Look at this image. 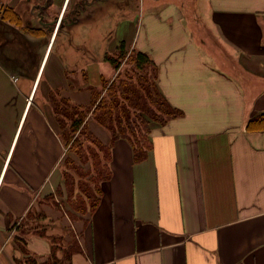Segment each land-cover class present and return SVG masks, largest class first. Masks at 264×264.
Here are the masks:
<instances>
[{
  "label": "crops",
  "instance_id": "0c3cea01",
  "mask_svg": "<svg viewBox=\"0 0 264 264\" xmlns=\"http://www.w3.org/2000/svg\"><path fill=\"white\" fill-rule=\"evenodd\" d=\"M120 1L97 25L81 26L100 56L75 68L79 78L67 79L53 50L60 27L50 29L39 56L26 58L35 33L22 27L9 38L12 23L1 17L0 264H24L12 225L61 183L64 145L47 94L60 88L75 104L92 102L93 88L114 75L104 55L115 56L119 43L149 55L159 89L182 115L151 125L152 147L139 162L126 139L112 143V173L83 231L84 215L65 220L40 204L47 233L60 231L52 219L76 233L70 264H264V129H246L264 112V0H140L135 12V0ZM106 24L111 40L98 50L88 36ZM104 130L92 128L108 143ZM25 233L29 250L45 257L49 239Z\"/></svg>",
  "mask_w": 264,
  "mask_h": 264
},
{
  "label": "trees",
  "instance_id": "16d2710c",
  "mask_svg": "<svg viewBox=\"0 0 264 264\" xmlns=\"http://www.w3.org/2000/svg\"><path fill=\"white\" fill-rule=\"evenodd\" d=\"M123 57L130 58L132 70L124 76L117 75L112 79L103 80L101 89L93 88L92 96L95 95V99L92 98L91 103L85 105L71 104L67 103L65 97L61 99L64 103H54L59 113L58 116L60 115L62 119L68 121L70 128L69 132L63 127L61 128L64 123L59 118L54 117L58 127L60 125L58 134L66 149L65 152L78 153L80 158V164H78L70 156V153L66 154L64 162L68 165L64 169L72 177L70 176L71 180L67 176L64 177L63 183L56 187L55 192L61 197L63 191H60V189L64 186L68 192L70 191V194L76 193L73 200L68 201V205L71 208L69 213L71 211L81 213L79 218L83 213H86V210L89 211V214L94 211L102 194L101 182L111 176L112 143L118 138L126 139L132 147L133 162H139L147 156L149 149L152 147L150 138L152 123L163 124L182 115V110L171 104L159 89L157 65L148 54L142 51L128 53L123 49V43H119L115 56L104 55V59L108 60L114 69L119 67ZM26 67H28L27 64ZM104 89L105 92L102 94ZM88 115L98 125L109 131L108 143H102L91 132L86 120ZM246 129H264V112L250 116L246 123ZM86 139L92 142L96 149L102 151V160H95V153L93 152L90 156L83 152L82 140ZM84 148L86 151L89 149L88 151L91 152L90 147ZM89 158L91 161H88ZM87 162H89V166L83 168L82 166ZM78 166L84 171L83 178L89 176L88 178L81 181L77 177L79 180L75 181L73 176H79L76 172ZM56 200V207L61 204L60 202L64 203L63 198ZM30 212L31 210L27 214ZM36 212L38 213L39 210ZM40 216L43 217V215ZM36 224L31 223L34 228L33 232L49 239V252L43 259H40L35 253L28 252L22 235L25 229L21 228L20 223H15L14 226L19 234L14 237L21 244V250L24 252V257L21 260L17 259V261H23L24 264H70L72 254L79 249V242L73 240L76 238V233L66 227V229L60 228V231L56 234H48L46 224H39V227Z\"/></svg>",
  "mask_w": 264,
  "mask_h": 264
},
{
  "label": "rangeland",
  "instance_id": "374dc122",
  "mask_svg": "<svg viewBox=\"0 0 264 264\" xmlns=\"http://www.w3.org/2000/svg\"><path fill=\"white\" fill-rule=\"evenodd\" d=\"M77 1L78 0H70L69 3H68V6L67 7H63V6L59 5V4H56V0H53L52 5L50 7H48L47 10H48L49 14L51 15L52 12H54V13L56 12L57 13V12H61V10L63 8H65V9L68 8L69 9V7L70 8L73 7ZM112 1L113 0H108L106 3L104 2V4H96V3H94V4L90 5V6H88L86 11L83 12L80 15V19H79V23L78 24L72 25V26H70V28H67L66 26L65 27H60L58 32H57V34H56V36H54L56 38H55V40L53 42V45H54L53 50L54 51L55 50L59 51V49H60V51H61L62 58L64 60L63 63L65 62L64 64H66L65 75H66L67 79H68V77H70V78H72V77L73 78H76V77L79 78L78 77L79 73L76 74L77 73L76 69L78 68V66L80 64L84 63L85 61H88V60H91L93 58H97V57L100 56V55H97L96 52H93L92 50H89L90 49V45L88 43V40H86V35L84 33L85 30H83V28L81 26L82 25H86V24L97 25L98 24V23H96L97 22V18L99 16H102L105 12L107 13V12L110 11V6L113 4ZM133 1L134 0H122V1H120V4L122 6L126 5V4L130 5V4H133ZM135 1H136V2H134L135 3V7L133 9L134 12H135V9L139 8V6H140V4H139L140 0H135ZM127 7H129V6H125L123 9H127ZM1 8L2 9L5 8L6 11L2 12ZM30 9H31L30 8V3L26 2L24 0H0V20H1V14L4 13L5 15H9L8 17H6V19L9 22L12 23V26L11 25L7 26V30L10 31V34H8L9 38H15L16 35L19 34L18 33L19 32L18 31L19 28L21 29L22 27L25 28V29H22L23 34H25L26 32L27 33H31V34L35 33V37L32 38V37L29 36L28 40L25 41V47L22 46L24 48V52L26 53L25 54L26 58L30 55V56H33V59H35L36 55L39 56L40 53H42V48L44 46L45 39H46V37L48 36L49 33L48 32L46 33L43 28H40V29L37 28V21L35 20L34 17H31L32 13H30V11H29ZM17 11H19V13H24V15H25L24 17L28 18V20L31 18V20H30L31 23L28 24V25L27 24H23L22 21H23L24 18L21 19L18 16ZM130 15L134 17L133 11H132V13H130ZM2 17H4V15ZM5 25H7L5 22H1L0 28H3V26H5ZM10 27H13L15 29V31H13ZM107 27H108L107 24H106L105 27H104V25H102L99 28L98 32L94 31L93 29L90 30L91 33L89 32L90 35L88 36V39L90 40L91 46L98 47V50H99L103 46L105 47L107 45V43L111 40V35H112V33L110 32V30ZM97 36L99 37L98 38V42L96 40ZM1 40H2V38L0 36V44L2 43ZM85 46H88V49H85ZM23 48H22V50H23ZM82 49H83L84 54L82 52ZM86 51H88V52H86ZM0 57H1V51H0ZM101 60H103V58ZM27 62H31V61H27ZM34 64H35V61H34L33 65ZM131 66H132V64H131L130 58L129 57L128 58L123 57L119 67L116 68V69H113V73H114L113 77H116L117 75H121V76L126 75L127 72L132 70ZM42 81H43V77H42L40 86H39V88H38V90H37V92L35 94V99L40 96L42 88L45 87L44 86V82H42ZM104 92H105V89L102 92V94ZM47 98H48L47 99L48 103H51V106L53 104V107H52V118H54V117H57V119L59 118L62 121V123H64L63 126L61 125V128L63 127L64 129H66L67 132H69L70 128H69V125H68V121L66 122L64 119L61 118L60 115L58 116L59 113H58L57 109L55 108L56 106L54 104V103H64V101L61 100L63 98V96L61 94L60 88L52 89V92L47 94ZM92 98L95 99V95H93ZM35 99H34V101H35ZM43 99L44 98H42V100ZM66 99L68 101L67 103L73 104V102H71L68 98H66ZM77 105H79V104H77ZM60 107H61V105H60ZM54 110L56 111L57 115L55 114ZM86 120L88 121V127L90 128L91 132H93L92 128L96 129L97 131H99V129H102V130L105 129L102 126L97 125L95 123V121L92 119V117H90V115L87 116ZM57 128L59 130L60 125L58 127V124H57ZM104 131L106 133H108V135H109V131L107 129H105ZM82 142H83L82 146H83V149H84L83 150L84 153H86L88 156H90V154L93 152V153H95V160L96 159H100V160L103 159L102 151L96 149V147L93 145L92 142H90L88 139L82 140ZM87 146L91 148L90 149L91 152L88 151L89 149L86 151V149L84 147L87 148ZM65 150L66 149L64 147V150H63V153H62V158L60 160L61 163L58 166L59 169L61 170V176H60L61 183L60 184L63 183V178L64 177L66 178V176H67V178H69L70 180H71V177H72V175H70V173L66 172L65 169H64V168H66L65 166L68 165V163L64 162V158H65L66 154L70 153V156L73 157V159H75L76 162H78V164H80V158H79L78 153H73L72 151H68V152L66 151L65 152ZM88 161H91L90 158H89ZM88 166H89V162H87V164H85L82 167L86 168ZM71 172H73V170H71ZM76 172H78L79 176H75V175L73 176L75 181L79 180V179H77V177H79L81 181H82V179H86V178L89 177V176H85V178H83L84 171L79 166H78V170ZM58 186H60V185L58 184ZM54 190L56 191V188ZM61 190L63 191L61 197L58 195V193H56L54 191L51 194L46 195V196H44L41 199H38L37 200L38 206L36 208H33L29 214H26L21 220H19L17 222V223H20L21 228L25 229L24 230L26 232L25 235L34 233L33 232L34 228H33V225H31V223H37L36 226H38V227H39V224L42 225V218L45 216V213L43 212L42 206L40 204L47 203L50 206H52V209H55V210L59 209L61 211V214L65 217V220H67V219L77 220L79 218L81 213L73 212V211H71V213H69L71 208L68 205V201L71 202L73 200V198H74V194H76V193L74 192L73 194H70V191L68 192V190H66V188L64 186L61 187L60 191ZM91 194H92V192H91ZM60 198L64 199V203L60 202L61 204L59 206L57 205V207H56L55 206L56 205L55 202L57 201L56 199H60ZM79 199H80V197L78 198V200ZM37 209H39L38 213L36 212ZM67 209H68V211H67ZM39 214L43 215V217H41ZM88 214H89V211H87V210H86V213L82 214V216L84 215V217H82L83 218L82 221L85 223L83 225V227H82V231L86 228V223H87L86 217H87ZM36 215H39L40 217L36 216ZM59 220L58 219H55V220L52 219V226H54V227L57 226V227L66 229V226H64V227L60 226V224H62V222H61V220H60V222H58ZM14 224H15V222H14ZM14 224L12 225V228H15ZM12 230H14V233H16V231H18L16 229H12ZM14 233L12 234L13 242L17 245V247H18L17 249L19 250V252L24 254V252L21 250V247H22L21 244L19 242H17L15 237H14L15 236ZM36 235H38V234H36ZM80 235L81 234H79V237H80ZM73 240H74V242L76 241L78 243L77 236ZM25 247L27 248L28 252L33 253L32 251L29 250L27 245ZM39 256L40 255H38V257ZM39 258L42 259V258H44V256L43 257H39Z\"/></svg>",
  "mask_w": 264,
  "mask_h": 264
},
{
  "label": "flooded vegetation",
  "instance_id": "af4514ba",
  "mask_svg": "<svg viewBox=\"0 0 264 264\" xmlns=\"http://www.w3.org/2000/svg\"><path fill=\"white\" fill-rule=\"evenodd\" d=\"M26 2L30 3V13H32L31 17H34L37 21V28H43L44 31L47 33H50V29H52L53 26L57 27H70L74 24L79 23L80 15L86 11L87 7L94 4L99 3L102 4L106 0H78L73 7L67 8L66 12H64L63 8L58 15V13L50 12L49 14L47 8L52 5L53 0H24ZM57 4V2H56ZM66 6V5H65ZM64 6V7H65ZM2 12H5V8H1ZM32 11V12H31ZM18 16L23 19V24H30L31 18L28 20V18H25L24 13H19L17 11ZM4 15V17H2ZM9 15H5L4 13L1 14V17L4 21H8L6 17ZM9 22V21H8Z\"/></svg>",
  "mask_w": 264,
  "mask_h": 264
}]
</instances>
